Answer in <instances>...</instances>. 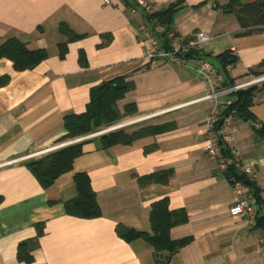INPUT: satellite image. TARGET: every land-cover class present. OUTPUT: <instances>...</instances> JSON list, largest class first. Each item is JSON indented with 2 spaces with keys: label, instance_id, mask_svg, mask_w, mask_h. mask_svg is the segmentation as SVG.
<instances>
[{
  "label": "crops",
  "instance_id": "1",
  "mask_svg": "<svg viewBox=\"0 0 264 264\" xmlns=\"http://www.w3.org/2000/svg\"><path fill=\"white\" fill-rule=\"evenodd\" d=\"M148 1L154 12L177 7L172 28L179 38L208 34L211 40L200 52L210 57L151 68L138 33L147 19L142 12L130 15L132 0H110L109 5L102 0H0V42L17 38L31 50L48 52L45 61L23 72L0 60V264H24L18 261V246L37 237L38 224L44 234L31 264H155L149 245L125 242L117 228L150 233L151 206L162 199H168L171 210L187 215L184 224L171 230V239H190L168 264H264V228L258 221L230 215L233 189L206 154V121L215 101L200 100L210 90L198 73L206 60L224 84L225 75L213 58L229 52L236 62L225 73L235 84L252 81L244 75L264 62V32L237 36L242 29L236 18L220 9L231 0ZM61 23L83 35L68 43L63 59ZM117 77L135 85L119 107L135 104L138 111L117 126L172 128L109 149L101 147L99 136L91 137L73 171L42 188L25 162L43 155L26 157L68 143L60 141L64 116L84 113L92 89ZM251 112L254 123L233 117L231 146L240 164L253 169L264 204V137L253 128L264 124V102L257 99ZM166 171L171 172L166 183L139 180ZM76 173L90 177L101 217L67 215L64 203L77 195Z\"/></svg>",
  "mask_w": 264,
  "mask_h": 264
},
{
  "label": "trees",
  "instance_id": "2",
  "mask_svg": "<svg viewBox=\"0 0 264 264\" xmlns=\"http://www.w3.org/2000/svg\"><path fill=\"white\" fill-rule=\"evenodd\" d=\"M175 5H170L163 11L153 12L146 19L149 22H155L165 28L162 35L163 47L168 48L171 41L167 34L174 29L172 28L174 14L177 11ZM220 9L224 14L233 15L239 23L242 32L237 36H248L258 32H264V0H254L251 3L243 4L240 0H231L227 5L221 6ZM60 34L66 38V42L59 45V56L63 59L67 52V45L70 42L81 39L83 35L74 33L68 25L61 23L59 25ZM188 39H186V42ZM183 60L192 58H207L201 54L200 50H190L181 56ZM48 58V52L45 49L31 50L28 46L17 38H10L0 42V60L7 59L13 63L17 72L32 70ZM81 63H85V56L80 53ZM218 62L219 72L225 75L223 86L230 87L235 85V80L230 79L225 73L228 65L236 62V59L225 52L215 56ZM244 77L259 79L264 77V62L260 63L253 69H250ZM135 85L125 77H117L107 81L97 88L92 89L90 102L86 110L81 114H68L63 118L64 136L60 141H73L83 138L97 132L110 129L117 126L127 117L134 116L138 113L135 104L119 107L126 96L133 92ZM232 103L229 106L221 107V117H227L234 111V116L254 123L255 117L251 108L257 99L264 102V81L253 84L245 89L239 90L229 96ZM221 122H218L214 128L218 131ZM169 125L138 124L136 126L123 127L97 137V141L103 149H109L117 145H131L134 141L155 136L170 130ZM257 135L264 137V124L260 128L253 126ZM94 140V139H93ZM92 140L87 139L80 142L72 143L61 149L43 155L37 159L25 162L27 169L38 180L42 188H50L56 180L73 171L74 162L84 153V145ZM223 150L227 152L226 147ZM171 172H157L146 177L139 178L142 184L167 182ZM225 178L230 183L231 177H235L253 193L254 199L258 205H262L260 190L254 182L249 181L241 172L235 168H230L225 174ZM74 182L77 188L75 198L64 203L67 215L81 219H96L102 216L97 196L92 188L91 180L86 173H76ZM187 221V215L184 211H173L169 207L168 199H162L152 204L150 212L151 232H139L134 229L118 226V236L127 243H133L138 240L144 241L155 252V264H168L171 257L182 247L190 242V239L172 240L171 230L184 224ZM264 228V220L257 219ZM37 237L32 240L23 241L18 246L17 258L20 263L31 264L34 262V251L38 248V239L43 236V225L36 226ZM167 255L163 257V254Z\"/></svg>",
  "mask_w": 264,
  "mask_h": 264
},
{
  "label": "built area",
  "instance_id": "3",
  "mask_svg": "<svg viewBox=\"0 0 264 264\" xmlns=\"http://www.w3.org/2000/svg\"><path fill=\"white\" fill-rule=\"evenodd\" d=\"M102 2L104 5L110 4V0H102ZM139 12H142L145 17L150 16L154 12L152 4L148 0H132V6L129 8L130 15L137 16ZM138 33L145 49L144 60L151 68L157 67L160 64H180L183 61L182 55L188 53L190 50H201L204 45L211 40L208 34L200 32L187 38L188 41L186 42V39L179 38L174 31H171L167 34L168 39L171 41V45L165 48L162 44V35L165 33V28L160 24L149 21L140 26ZM198 73L204 78L206 87L210 90L209 93L200 100L215 101L213 112L206 121L205 151L208 158L216 165L218 171L222 174H225L230 168H235L249 181L254 182L253 169L240 164L238 160V151L231 146V134L233 132L232 119L235 113L233 111L229 116L223 118L221 117V107L223 105H231L232 98L229 97L231 94L253 84H258L264 81V78L225 87L222 86L224 80L223 76L206 60L202 61ZM221 97L225 98L223 103H219L218 101ZM218 122H221V126L218 131H215L214 128ZM95 136V134H92L68 143L58 144L34 153L26 157V159L35 155H46L72 143L80 142ZM224 146L227 152L223 150ZM230 185L236 197L235 203L229 209L230 215L232 217H246L252 224H254L257 219L264 220V204L262 203L258 208L255 207L253 203L255 199L243 182L235 177H231Z\"/></svg>",
  "mask_w": 264,
  "mask_h": 264
},
{
  "label": "water",
  "instance_id": "4",
  "mask_svg": "<svg viewBox=\"0 0 264 264\" xmlns=\"http://www.w3.org/2000/svg\"><path fill=\"white\" fill-rule=\"evenodd\" d=\"M123 127H124V126H117V127L110 128V129H108V130H105V131L97 132V133H95V135H96V136H100V135H102V134H105V133H108V132H110V131H114V130H117V129H121V128H123Z\"/></svg>",
  "mask_w": 264,
  "mask_h": 264
},
{
  "label": "rangeland",
  "instance_id": "5",
  "mask_svg": "<svg viewBox=\"0 0 264 264\" xmlns=\"http://www.w3.org/2000/svg\"><path fill=\"white\" fill-rule=\"evenodd\" d=\"M262 78H264V77H262ZM253 80H256V79H253ZM253 80H252V81H253ZM106 130H108V129H106ZM103 131H105V130H103ZM69 142H71V141H69Z\"/></svg>",
  "mask_w": 264,
  "mask_h": 264
}]
</instances>
